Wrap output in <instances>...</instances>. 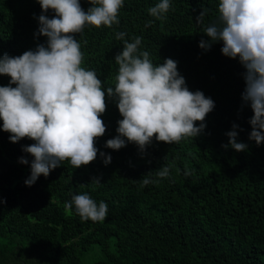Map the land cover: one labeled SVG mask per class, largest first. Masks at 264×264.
<instances>
[{
	"label": "trees",
	"instance_id": "trees-1",
	"mask_svg": "<svg viewBox=\"0 0 264 264\" xmlns=\"http://www.w3.org/2000/svg\"><path fill=\"white\" fill-rule=\"evenodd\" d=\"M158 2L123 0L118 24H86L75 34L81 66L95 71L104 90L114 88V58L124 46L116 33L125 32L128 42L139 36L140 50L154 64L175 60L187 88L214 101L205 128L179 143L153 138L143 151L129 142L113 150L105 142L117 135L122 117L106 95V131L96 139V159L79 168L65 160L28 186L33 157L22 146L34 141L13 143L0 127V264H264V142L249 139L253 112L242 99L245 69L239 57L221 53L222 41L199 47L210 40L204 29L220 23L219 0H170L163 19L148 12ZM80 4L90 7L88 0ZM200 11L205 16L198 24ZM40 14L38 0H0V56L46 44L38 32ZM9 80L0 75V86ZM232 130L246 150L222 147ZM101 152L111 156L109 164ZM21 157L29 163H20ZM164 166H171L169 176L157 177ZM185 170L192 174L186 177ZM145 177L154 182L142 185ZM85 193L107 204L103 221L82 220L74 206L65 209L73 195Z\"/></svg>",
	"mask_w": 264,
	"mask_h": 264
},
{
	"label": "clouds",
	"instance_id": "clouds-1",
	"mask_svg": "<svg viewBox=\"0 0 264 264\" xmlns=\"http://www.w3.org/2000/svg\"><path fill=\"white\" fill-rule=\"evenodd\" d=\"M38 3V32L47 38L46 44H38L35 50H26L19 56H0V75L10 77L8 85L0 86V127L10 133L13 143L23 138L34 141L22 146L33 157L26 185L31 186L41 175L47 177L65 160L79 168L96 159V139L106 131L101 119L107 107L106 95L116 101L122 117L117 122V135L105 142L107 148L119 150L129 142L143 151L153 138L172 144L203 131L214 101L199 90L187 88L175 60L165 58L163 63L154 64L149 52L139 48L141 37L128 42L125 32L116 33L124 46L114 58L118 65L114 88L104 90L95 71L81 66L83 54L75 34L81 33L86 24L97 28L118 24L123 0H88L87 10L81 7L80 0ZM169 8L170 0H159L148 12L163 19ZM49 10L54 13L51 18L44 14ZM218 13L220 23L204 29L210 40H201L199 47L207 50L213 42L222 41L223 55L239 57L245 69L242 99L253 112L249 139L259 145L264 142V0H219ZM204 16L205 11H200L196 22L202 23ZM150 24L151 21L145 27ZM226 135L228 143L222 147L246 150L245 143L237 142L235 130ZM100 155L105 165L111 162L110 155ZM20 163L29 161L21 157ZM170 167H162L156 176L168 177ZM191 174L190 170L184 172L186 177ZM92 180L101 183L99 177ZM153 182L145 177L142 185ZM73 206L82 220L93 222L103 221L108 212L104 201L97 204L86 193L75 194L65 203L68 211Z\"/></svg>",
	"mask_w": 264,
	"mask_h": 264
},
{
	"label": "water",
	"instance_id": "water-1",
	"mask_svg": "<svg viewBox=\"0 0 264 264\" xmlns=\"http://www.w3.org/2000/svg\"><path fill=\"white\" fill-rule=\"evenodd\" d=\"M22 264H25L24 262Z\"/></svg>",
	"mask_w": 264,
	"mask_h": 264
}]
</instances>
